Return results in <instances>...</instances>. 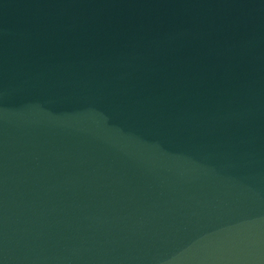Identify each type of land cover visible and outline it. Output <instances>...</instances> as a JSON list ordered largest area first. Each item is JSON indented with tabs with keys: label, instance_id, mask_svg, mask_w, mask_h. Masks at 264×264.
<instances>
[{
	"label": "water",
	"instance_id": "water-1",
	"mask_svg": "<svg viewBox=\"0 0 264 264\" xmlns=\"http://www.w3.org/2000/svg\"><path fill=\"white\" fill-rule=\"evenodd\" d=\"M0 264H264V0H0Z\"/></svg>",
	"mask_w": 264,
	"mask_h": 264
}]
</instances>
